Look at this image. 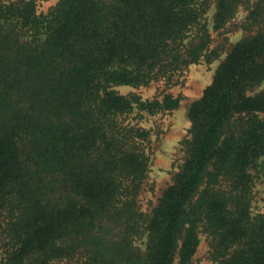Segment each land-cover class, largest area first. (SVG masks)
<instances>
[{
  "label": "trees",
  "instance_id": "trees-1",
  "mask_svg": "<svg viewBox=\"0 0 264 264\" xmlns=\"http://www.w3.org/2000/svg\"><path fill=\"white\" fill-rule=\"evenodd\" d=\"M215 3V28L246 7L249 32L190 105L184 162L145 212L148 132L127 117L178 99L117 87L211 60L206 5L57 0L41 13L35 0H0V264H192L200 233L217 264H264V213L252 212V169L264 157V0Z\"/></svg>",
  "mask_w": 264,
  "mask_h": 264
},
{
  "label": "rangeland",
  "instance_id": "rangeland-1",
  "mask_svg": "<svg viewBox=\"0 0 264 264\" xmlns=\"http://www.w3.org/2000/svg\"><path fill=\"white\" fill-rule=\"evenodd\" d=\"M9 2L12 0H2ZM38 11L48 12L57 0H35ZM206 5L202 22L207 26L211 43L207 53L213 58H202L199 62L175 73L172 79L155 81L144 86H118L117 89L129 96L139 95L143 100L161 99L170 93L178 99V105L172 109L148 111L135 107L128 115L131 121L148 132L145 151L149 160V170L144 188L139 196L143 211L150 212L158 203L163 191L173 182L176 173L186 157V141L190 138L191 122L188 117L190 105L202 95L211 83L214 73L224 60L232 45L249 32L244 23L249 10L240 7L235 16L220 29L215 28V0H198ZM264 88V82L256 91ZM260 171L255 174V186L252 200L253 214L264 213V157L260 159ZM146 235L138 237L136 243L141 247L146 244ZM192 264H217L210 256L209 239L200 233V244Z\"/></svg>",
  "mask_w": 264,
  "mask_h": 264
}]
</instances>
